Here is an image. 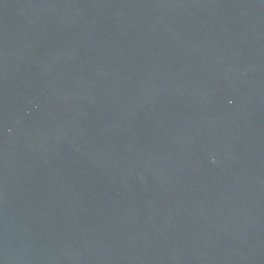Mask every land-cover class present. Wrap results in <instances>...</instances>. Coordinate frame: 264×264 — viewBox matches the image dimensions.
<instances>
[{
  "label": "water",
  "instance_id": "obj_1",
  "mask_svg": "<svg viewBox=\"0 0 264 264\" xmlns=\"http://www.w3.org/2000/svg\"><path fill=\"white\" fill-rule=\"evenodd\" d=\"M0 264H264V0H0Z\"/></svg>",
  "mask_w": 264,
  "mask_h": 264
}]
</instances>
